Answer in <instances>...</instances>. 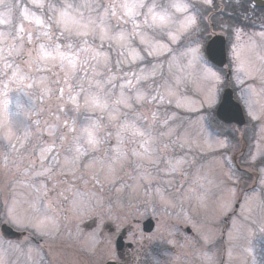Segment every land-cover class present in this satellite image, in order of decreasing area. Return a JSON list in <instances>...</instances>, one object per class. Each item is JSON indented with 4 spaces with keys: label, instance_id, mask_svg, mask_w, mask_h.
<instances>
[{
    "label": "rangeland",
    "instance_id": "1",
    "mask_svg": "<svg viewBox=\"0 0 264 264\" xmlns=\"http://www.w3.org/2000/svg\"><path fill=\"white\" fill-rule=\"evenodd\" d=\"M6 2L13 7L11 22L0 25V221L26 235L0 236V264H103L118 231L148 217L150 237L179 244V264H218L221 220L233 210L222 239L226 264H264V31H229L231 82L248 118L231 133L212 118L223 75L204 62L196 23L173 41L175 31L152 24L146 8L129 16L120 7L139 0ZM67 3L79 6L81 25L92 22L88 29L58 23ZM155 3L161 11L168 0ZM186 15L193 17L189 7ZM41 44H59L76 69L36 60ZM121 93L131 107L116 103ZM92 95L107 108L86 107ZM91 124L100 127L95 148L75 140ZM218 125L235 138L215 134L210 126ZM244 142L241 172L224 159Z\"/></svg>",
    "mask_w": 264,
    "mask_h": 264
},
{
    "label": "snow or ice",
    "instance_id": "2",
    "mask_svg": "<svg viewBox=\"0 0 264 264\" xmlns=\"http://www.w3.org/2000/svg\"><path fill=\"white\" fill-rule=\"evenodd\" d=\"M34 2H36V6L37 7H42V3L39 2V0H34ZM12 7L11 5L7 4L6 0H0V8L3 9V11H0V25H7L9 24L10 21V17L12 14ZM136 7V3H131V4H124V9H125V13L129 16L134 15V9ZM187 9V5H182L181 6V10H186ZM115 14V13H113ZM35 19V23L36 24H41L42 21L38 18V17H33ZM25 19H28V15L27 13H25ZM156 18L154 17V20ZM163 17H160V20L163 21ZM58 23H62L63 27L66 31H71L73 26H75L77 29H88L89 28V24H91L92 22H89V24H83L81 25L79 23V21H75L72 18L68 17L66 14H62L61 16V20L58 21ZM196 23L195 18L192 16H186L185 17V24L183 26V30L186 31L188 29H190L192 26H194ZM22 31V29H21ZM101 32V39H105L107 38V32L101 28L100 29ZM77 35H87L88 32L87 31H77L76 33ZM45 35H47V33H45ZM0 36H3V33H0ZM178 37L177 36H171V39L173 41H175ZM29 42H31V35L29 34ZM118 39H123V36L121 34L120 37H118ZM86 43V42H85ZM72 45L69 44L68 48H71ZM80 51H88L87 48H81ZM191 53L193 54L194 58L198 57V49H191L190 50ZM96 57L94 56L93 59H95ZM132 58L136 59L137 55L135 54V52L133 51L132 53ZM36 60L42 61V62H48L49 60L51 61H58L61 65V67H64V62L67 61L68 66L74 71L76 69V59L69 55L68 53L62 52L60 50V45L56 44L54 47L50 48V49H45V46L43 44H41L39 46L38 49V53H37V57L35 58ZM245 72H247V69H242ZM210 75L215 76L214 73H210ZM13 76H16V73H13ZM24 79H26V77L24 76H20L19 77V81H23ZM139 79V78H138ZM129 85L131 84V81L128 82ZM29 87H31V85H29ZM5 88H7V85H5ZM63 89H60L61 92V96L63 95ZM81 91H83V89H81ZM143 95L142 94H138L136 96V101L139 103L141 100H143ZM75 97H72L73 102L75 103ZM116 103L118 104H123L125 107H131V105L129 104V98L126 97L123 93H121L120 98L116 101ZM84 104L86 107H89L91 109H99L101 111L105 110L107 108V103L106 102H102L100 97L98 95H92V96H86ZM77 107H79V105H77ZM110 119H114V117H110ZM126 128V126H123ZM69 131H75L74 127H69ZM100 132V127L97 124H91L89 126H85L82 127L80 129V133L78 136L75 137V140L77 142L79 141H83L84 143H86L87 145L91 146L92 148H95L99 143L100 140L98 139V133ZM138 135H144L143 132H138ZM63 138V137H62ZM52 149L46 148V149H42V151H51ZM77 152L80 151L79 148L76 149Z\"/></svg>",
    "mask_w": 264,
    "mask_h": 264
},
{
    "label": "flooded vegetation",
    "instance_id": "3",
    "mask_svg": "<svg viewBox=\"0 0 264 264\" xmlns=\"http://www.w3.org/2000/svg\"><path fill=\"white\" fill-rule=\"evenodd\" d=\"M224 7L234 2V7H240L241 19L245 22L264 24V6L257 7L252 4V0H223ZM233 1V2H232ZM256 3H263L264 0H253ZM216 7V0L213 3ZM229 8V7H228ZM119 233L123 237L124 244L116 250L108 260H115L127 264H179V244L175 243L168 247L169 253L172 254L169 259L165 253V243L160 241V237H150V234L143 233L141 228L130 229L122 228ZM167 258V260H166ZM171 259V260H170ZM225 264V263H224Z\"/></svg>",
    "mask_w": 264,
    "mask_h": 264
},
{
    "label": "water",
    "instance_id": "4",
    "mask_svg": "<svg viewBox=\"0 0 264 264\" xmlns=\"http://www.w3.org/2000/svg\"><path fill=\"white\" fill-rule=\"evenodd\" d=\"M205 54L207 60L215 66L222 67L226 64V52H225V37L222 34L214 33L210 36L205 45ZM229 71L226 73L228 79ZM215 116L218 120L227 124H236L243 126L245 124V117L242 112V108L238 102L233 98L232 90L227 87L222 91L220 101L215 109ZM144 230L150 231L152 228V222L147 220L143 223ZM0 231L5 238L14 239L19 236V233L15 232L6 224H2ZM105 264H121L115 262H107Z\"/></svg>",
    "mask_w": 264,
    "mask_h": 264
},
{
    "label": "clouds",
    "instance_id": "5",
    "mask_svg": "<svg viewBox=\"0 0 264 264\" xmlns=\"http://www.w3.org/2000/svg\"><path fill=\"white\" fill-rule=\"evenodd\" d=\"M182 5H187L186 10H181ZM79 6L75 3H67L64 8L60 11V16L62 14H66L68 17L72 18L75 21H78V12L77 8ZM121 8H124V4L120 5ZM188 3L187 0H168V5L166 9L161 11H157V5L155 0L152 3L145 4L144 0H139L136 3L135 9L146 8L145 15L150 18V22L152 24H160L169 28L172 31H175L176 36L178 37L180 34L184 32L183 26L185 24V17L187 16L188 11ZM136 14H139L138 12ZM154 17L156 18L154 20ZM160 17H163V21L160 20ZM148 22V21H146Z\"/></svg>",
    "mask_w": 264,
    "mask_h": 264
},
{
    "label": "trees",
    "instance_id": "6",
    "mask_svg": "<svg viewBox=\"0 0 264 264\" xmlns=\"http://www.w3.org/2000/svg\"><path fill=\"white\" fill-rule=\"evenodd\" d=\"M236 21V19L235 18H233V17H229L228 19H226V24L225 25H227L228 24V26L229 25H232V26H236V24H234V23H231V22H235ZM229 23H231V24H229ZM202 28H203V30H204V32H203V34L207 31V28H209L208 27V25H206V24H203L202 25ZM202 34V35H203ZM206 38H204L203 40H205ZM203 40H201V41H203ZM212 115L214 116V114H213V111H212ZM213 118V117H212ZM214 119V118H213Z\"/></svg>",
    "mask_w": 264,
    "mask_h": 264
}]
</instances>
